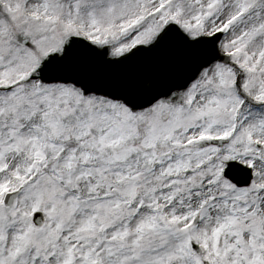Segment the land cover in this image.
<instances>
[{"label": "snow or ice", "instance_id": "snow-or-ice-1", "mask_svg": "<svg viewBox=\"0 0 264 264\" xmlns=\"http://www.w3.org/2000/svg\"><path fill=\"white\" fill-rule=\"evenodd\" d=\"M0 264H264V0H0Z\"/></svg>", "mask_w": 264, "mask_h": 264}]
</instances>
